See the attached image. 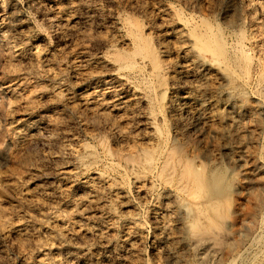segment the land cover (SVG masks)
Wrapping results in <instances>:
<instances>
[{
    "label": "rangeland",
    "instance_id": "1",
    "mask_svg": "<svg viewBox=\"0 0 264 264\" xmlns=\"http://www.w3.org/2000/svg\"><path fill=\"white\" fill-rule=\"evenodd\" d=\"M151 4L192 25L205 22L221 28L227 44L235 46L236 50L232 52L239 60L238 71L247 81L242 90L238 87L247 101L240 108L241 128L232 130L231 136H220L217 145L208 140L207 148H213L217 154L210 161L204 157L203 147L193 151L192 154L199 157L197 172L202 176V187L196 199L184 191L185 194L177 197V202L170 203L175 206L176 215L164 210L158 194L162 186L158 182L148 190L147 198L138 197L132 181L133 167L126 165L121 157L119 143L109 136L105 126L94 122L95 130L85 114L79 115L69 107L74 106L73 101H77L80 93L95 90L96 84L98 91H108L118 75L127 81L126 85L137 87L151 98V93L155 95L149 89L144 68L142 72L139 68L135 72L124 68L114 71L131 47L129 31L136 28L143 40L154 47V29L159 19L150 17ZM63 15L66 20L62 19L65 18ZM223 15L228 16L227 21H233L232 27L229 26L232 22L227 25ZM0 20V264H24L23 254L28 251L30 254L43 251L50 260L48 264L52 263L54 255L61 258L60 263L66 264L65 252L73 257L72 264H101L102 261L105 264H264V114L259 115L253 110V97H259L264 103L257 82L260 80L257 74L261 72L257 58L259 55L264 58V0H0ZM238 40L249 59L237 50ZM34 50L39 51V58L31 55ZM45 55L49 57L46 60ZM98 56L110 64L104 66V70L108 68L105 73L100 69L101 73L97 74L99 68L93 62L99 59ZM88 58L91 60L85 63L84 59ZM106 103L104 108H109ZM220 109L219 113L224 116L225 111ZM83 119L87 121L85 124ZM225 122L223 120L221 125L228 129ZM165 127L169 143L172 134L168 125ZM36 132L39 134L35 135ZM189 135L198 146H204L203 135L198 137L193 130ZM72 137L82 148L76 154H61L63 160H56V150L73 146ZM234 153L242 156V166L228 161V155ZM60 160L72 170L71 174H65L67 177L58 174L57 177H62L57 178L52 174ZM110 163L118 165L115 172L108 167ZM41 170L49 173L47 179L34 178L33 173ZM93 171L123 180L122 188L129 200L127 205L132 204L122 209L113 206L115 211L111 210L110 217L113 219H109L110 222L106 219L108 228L102 229L107 238L105 245H100L94 237L84 238L79 234L69 239L51 227L57 219L71 224L73 214L67 211L68 203L72 197L76 200L83 195L77 186L93 175ZM212 176L217 179L213 185L209 181ZM65 180L72 181L73 186L66 190L64 198H58L51 191L60 189L58 187ZM40 185L46 186L48 192L34 190ZM212 208L222 214L219 225L214 227L209 223ZM20 221H25L35 242L20 241L13 232L6 231L19 225ZM129 225L136 231L132 232L134 263L128 260L122 241ZM104 253L108 257L106 260L101 257Z\"/></svg>",
    "mask_w": 264,
    "mask_h": 264
},
{
    "label": "bare ground",
    "instance_id": "2",
    "mask_svg": "<svg viewBox=\"0 0 264 264\" xmlns=\"http://www.w3.org/2000/svg\"><path fill=\"white\" fill-rule=\"evenodd\" d=\"M150 9H151L150 17H152V19L154 18L159 19V24L157 28L154 29L155 31L153 30L155 33L154 34L155 35L154 36V47L150 46V44L147 43L146 40H143V38L141 37V35L139 34L136 28L134 31H129V33L132 36L131 47L129 48V51L125 53L124 58H122V56H119L120 57L119 59L122 58L121 59L122 62L121 63L119 62V65L117 68L114 67V71L115 69H119V70L126 69V71L133 70L135 72V69L139 68V70L141 71V69L144 68L145 75L148 78L147 81L149 83V89L153 90L155 95L151 93L152 94V98H151L149 94L141 92V90H139L137 87H132V86H129L128 84L126 85L125 82L127 81L121 80L118 75V78L116 80L115 78H113L115 81H113V83L110 84L111 85L110 89L107 87L109 89L108 91L106 92L100 91V90L98 91L96 89V85H97L96 84L94 87L95 90L93 89L91 92L89 91L86 92L87 91L86 90L85 92L80 93L77 97V101L76 99L75 101H73L74 106L72 105L69 107H71V109L79 115L85 114L89 122L92 124V126L90 124L91 127L95 126V123L96 125H98L99 123L102 124L101 125L102 127L105 126L107 129V132H109L110 134L109 136H111V138L114 141L119 143L118 150H120V152L122 153V154L120 153L119 154L126 162V165L128 164L133 167L134 173L133 172L132 173L134 174V177L132 181L134 182V188H135V191L138 197L140 198L146 197L147 192L149 193L148 190L151 188L153 189L155 184H157L158 182V184L162 186L158 194H159V198L163 201L162 205L164 207V210L166 211V213L169 212L167 214L176 215L177 210L175 209V206L174 207L170 206V203L174 201L177 202L176 201L177 197L183 194L184 191H187L186 193L188 194L190 198L196 199L202 187V181H203L202 176L199 175L197 172L198 171L197 168L199 167V164H200L199 159H198L199 157L196 156V154L195 155L192 154L193 151H196V152L200 151L199 149L203 147L205 149L203 151V153L205 154L204 157L210 161L216 158L217 154L216 152H214L213 148L212 149L207 148V143L209 141H212L215 145H217L218 143L217 139H219L220 136L227 135L228 137V135H230L231 133H234L232 130L241 128L240 127L241 126L240 108L244 107L245 102L247 103V101L245 100L246 97H245V94H243V91L242 92L238 91V87H240V89L242 90V87H244V84H247V81L245 80L246 78L244 79L243 76L238 71V61L239 60H238V57L236 56L237 54L236 55L233 54L235 46L232 47L231 45L227 44L225 35L222 32L221 28L219 27L215 28L205 22L192 25L189 22H187V20H184L180 17H176L174 14H171L168 11H166V9H161L159 7H156L154 4L150 5ZM227 15H223V19L224 20L226 19L227 25H229L232 22L229 25L230 27H232L233 21H229V20L227 21V18H228ZM62 19L66 20V17ZM230 20H231V17H230ZM0 23H2L1 20H0ZM1 36L2 35L0 34V38ZM111 38L113 39L112 36ZM236 44L238 48L237 50H240V52L242 53V56L245 59L247 58L249 59V56L247 57V54L244 53L243 51L244 47L242 48L243 45H241V42L238 40ZM36 50L31 52V55H33L34 58L39 56L38 55L39 51L37 52ZM86 57L88 56H85V58ZM98 57L99 59H96V61L93 62L94 66L96 65L99 68L96 70L98 72L97 74L101 73L99 72L100 69L104 70V66L107 67L106 66L107 62H105L106 59L103 60V58H100V56ZM44 58L46 60L47 58L46 55ZM257 59H258L257 62L261 66V72L260 74H257L259 75V78H260V80L257 81L259 85L258 92H259V95H261L262 98H264V58H262V56L259 55ZM90 60L91 59L89 58L86 60L84 59V62L87 63ZM109 65L110 64H108V66ZM106 70L102 72L105 73ZM248 70L249 68H247V71ZM96 71H94V73ZM110 71H112V69ZM108 79H109V76H108ZM150 86L152 88H150ZM105 90L107 89L105 88ZM97 91L98 93H95ZM253 100H254L253 110H255V112L259 115L264 114L263 101L259 97L258 98L253 97ZM67 101H69V99ZM105 102L109 103V106H110L109 108L107 107L104 108L105 105L103 106V104ZM220 108L225 111L224 116L219 113ZM185 119H188L189 121L185 122ZM223 120L227 121V123L226 122L225 123L227 124L226 126H228V129H225L224 126L221 125L222 124L221 122ZM86 122L87 121H85L84 124ZM167 125L170 128L171 134H172L169 143L167 142L168 139L166 138L168 136H165V131H167L165 126ZM197 126H198V129H197ZM95 127L93 128L95 129ZM191 130H193L194 133L195 132L198 133V137L203 135L204 146H198L196 142H194V140L190 138V135L188 137V133ZM34 134L36 135L39 133L36 132ZM204 134L205 135L207 134L206 137ZM33 137L35 136L33 135L32 138ZM73 137H72V140L74 143L73 146L66 145L62 149L56 150L58 151L57 152L58 154L56 153H55L56 155L54 154L55 155L54 157L56 160L62 159L60 157L61 154H64V155L65 154L67 155L76 154V152L82 148V147L80 148V145H79L81 143L79 142L78 144L75 141L76 138L74 140ZM69 141L70 139L68 140V142ZM70 144H72V141ZM228 156H229L228 161H230L232 164H235L238 166L243 165L241 155L234 153V154H229ZM62 160H60L59 164H56L57 167L54 168L55 171L54 169L52 170L54 171L52 173L53 176L57 177L58 174H61L64 176L65 174L72 173V170L69 169V167L66 164L61 162ZM77 165H79V163ZM108 167L112 169L111 171H114L115 168L116 170L118 169V165L117 164L114 165L113 163L112 164L110 163V166ZM123 168L125 169V167ZM81 170L85 171L86 169H81ZM45 172H42V170L36 173L34 172L33 173L35 176L34 178L41 176V177H46L47 179V177L49 176V173H45ZM81 173L83 174V172ZM59 176L57 178H59ZM113 176L110 177L106 175V173L104 174L103 172L99 171V172H94L93 175H89V177L87 176L85 179L83 177L84 180L80 182V186H77L78 188L82 190L83 195L82 196L80 195V197H78L76 200L74 199L75 197L74 198L72 197V200L68 203L69 209L68 210L66 209L67 211H70L71 214H73L71 224L69 225L67 223H62V221L64 220L57 219L55 221L53 220V225L51 227L58 229V231L60 230L61 233L65 234L67 237H69V239L71 237L73 238V236L75 238V235L79 234L83 236L84 238L94 237L96 241L100 243V245H105L107 242L106 241L107 238L104 236L105 233L103 235L102 229L108 228L106 225L108 223V222L106 223V219L110 222L109 219H111L110 218L111 212H112L111 210L113 209V206L115 208L122 209L128 206L127 204L129 202V200H127L125 196L126 191H124L122 188L123 180L121 179L118 180L116 179V177H113ZM216 180L217 179L214 176H212L209 179L212 185L215 184ZM71 183L72 181L67 182L65 180L63 181V184L61 186L62 188L58 187L60 188L58 190L52 189L51 193L58 196V198H64L66 196L65 195L66 190L73 186ZM179 183L180 184L182 183L181 184L182 187H180L181 185L179 186ZM42 186L41 185L36 186V187L34 186L35 187L34 190H36L38 193L39 192L47 193L48 188L46 186L45 187H42ZM185 189H188V190H185ZM55 195H52V196L55 197ZM51 201H52V198H51ZM130 205L132 204L130 203L129 206ZM209 207L211 206H208V208ZM215 209L217 208H214V209L212 208L213 214L212 213L210 214V216L213 215L209 220L210 221L209 223L212 224L211 225L212 227L219 225L218 223L220 222L221 215H222V214L221 215L219 214L218 212L219 210L215 211ZM196 210H198V208H196ZM58 214H60V212H58ZM51 216H49V218ZM57 217H60V215ZM57 217L54 216V218H57ZM61 218L62 217H60V219ZM24 222L20 221L19 225L15 227L11 226L12 228L10 229L8 228V230L6 231L8 233L13 232L18 239H21L20 241H23V240L34 241L32 239L35 237H33V235L30 233L29 227ZM206 222L208 221L206 220ZM103 223H105L104 226H103ZM133 226L134 225L132 224V227ZM124 231H125V234L122 236L123 238L122 241L125 246L124 252L129 258L128 260L134 263L136 261V255L134 253L135 252L134 238H133V233H132L134 231H132L131 225H129L128 227L126 226V229ZM110 235H111V232H110ZM36 243L38 245L39 241ZM45 243L46 242H44V246H45ZM41 244L43 245V243ZM38 248L40 247L38 246ZM44 249L45 248H43V250ZM38 250L40 251V249ZM32 253L34 252L32 251ZM45 253L47 252L45 251ZM65 253H64V256L62 255L65 260V263L72 264L71 259L73 257L70 255V253H67V254ZM104 254H102L101 257L105 258L106 260L108 257L106 258L107 255L106 254L104 255ZM46 255L47 254H44L43 251L36 253V254H30L28 251L27 254L25 253L23 254V263L24 264H48L49 258L46 257ZM174 256L175 254L172 253L173 258ZM56 257L55 255L53 256V259L51 260L52 261L51 264H62L59 262L61 261L60 260L61 258L57 257L59 259L58 260ZM101 264H105V263L102 261Z\"/></svg>",
    "mask_w": 264,
    "mask_h": 264
}]
</instances>
